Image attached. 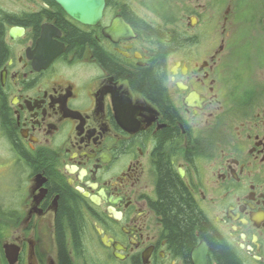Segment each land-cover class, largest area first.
<instances>
[{"label": "flooded vegetation", "instance_id": "obj_1", "mask_svg": "<svg viewBox=\"0 0 264 264\" xmlns=\"http://www.w3.org/2000/svg\"><path fill=\"white\" fill-rule=\"evenodd\" d=\"M0 37V264H218L197 228L170 244L161 164L236 264H264V0H104L93 25L0 0ZM148 69L161 104L130 83Z\"/></svg>", "mask_w": 264, "mask_h": 264}, {"label": "trees", "instance_id": "obj_2", "mask_svg": "<svg viewBox=\"0 0 264 264\" xmlns=\"http://www.w3.org/2000/svg\"><path fill=\"white\" fill-rule=\"evenodd\" d=\"M70 44L78 43L80 45L87 43L88 38L83 35L73 34L69 38ZM7 57V50L0 37V67ZM108 62V61H106ZM110 63V62H108ZM130 83L137 90L146 93L152 99L161 104L162 94L159 88L158 80L151 69L139 71L135 75H129ZM160 211L163 218V224L169 242L178 252L185 253L188 246L193 242L194 230L199 229V233L207 239L210 249L218 264H236L230 252L221 242L214 238L204 220L199 216L195 207L186 193L181 183L172 175L167 165L161 164L159 181ZM62 217L67 221L73 236L78 232L79 221L76 209L68 206L69 195L63 189ZM61 264H69L62 257Z\"/></svg>", "mask_w": 264, "mask_h": 264}, {"label": "water", "instance_id": "obj_3", "mask_svg": "<svg viewBox=\"0 0 264 264\" xmlns=\"http://www.w3.org/2000/svg\"><path fill=\"white\" fill-rule=\"evenodd\" d=\"M60 4L64 11L74 20L83 25H93L101 17L104 0H54ZM13 32V31H12ZM13 37V35H11ZM87 195V194H85ZM91 197V200H94ZM205 252V251H204ZM195 264H206V260L199 254L194 256Z\"/></svg>", "mask_w": 264, "mask_h": 264}, {"label": "rangeland", "instance_id": "obj_4", "mask_svg": "<svg viewBox=\"0 0 264 264\" xmlns=\"http://www.w3.org/2000/svg\"><path fill=\"white\" fill-rule=\"evenodd\" d=\"M88 262H89V264H100V263H99L97 260H95V259L92 260V261L89 260ZM106 263L109 264L108 261H107Z\"/></svg>", "mask_w": 264, "mask_h": 264}]
</instances>
